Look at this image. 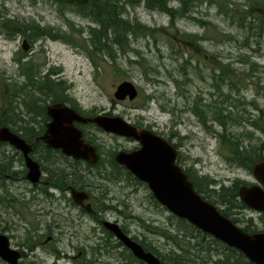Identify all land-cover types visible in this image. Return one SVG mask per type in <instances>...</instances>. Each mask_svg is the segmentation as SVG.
Wrapping results in <instances>:
<instances>
[{"label": "rangeland", "instance_id": "374dc122", "mask_svg": "<svg viewBox=\"0 0 264 264\" xmlns=\"http://www.w3.org/2000/svg\"><path fill=\"white\" fill-rule=\"evenodd\" d=\"M230 1L236 4L244 3L243 0ZM146 6L143 4L128 8L125 18L131 21L138 19L141 24L152 28L155 30L153 36L139 33L131 38L133 51H128L126 55L122 51H117L120 66L118 70L111 61H103L89 53L86 40L90 22L75 13L73 5L66 3L62 6L53 0H0L1 12L6 18L34 23L41 27H54L56 33L63 34L68 40H54L49 35L43 34L41 39L31 43L29 49L25 51L22 47L23 39L19 36L8 38L1 31L0 105L4 97L5 84L24 83V79L19 77V65L16 59L25 55L26 59L23 60L33 59L34 63L45 66L43 68L46 71L50 68L57 69L59 76L56 77L66 81L70 86V97L85 109L111 112L130 123L138 120L148 121L159 130L178 134L177 142L181 144L183 161H186L188 166L200 176L206 175L214 179L218 187L232 186L236 180L250 184L254 181L253 171L240 168L228 160L227 151L216 135L221 130L211 121L212 110L208 113L207 119L211 129H207L201 123V117L189 108L195 99L200 98L206 104L216 101L221 107L230 106L229 103L232 102L229 109L242 123H248L246 120L257 117L259 110H264V93L259 88V85L264 86V38L261 39L260 48L253 44L255 50L257 49L256 52L246 49L243 42L244 33L237 28V18L227 16L214 3L205 2L196 5L191 14L193 19H177L175 28L170 27L171 18L166 13ZM169 6L177 8L180 3L171 0ZM237 13L240 12L236 11ZM199 20L207 23H199ZM68 22L73 25L69 26ZM177 29L181 32L206 36V39L200 42L199 48L195 44L182 43L173 37L176 35L179 38ZM229 35L235 37V40H230ZM251 40L255 41V37ZM134 50L139 52L142 58H139ZM130 60L140 63H131ZM250 62L255 64L253 69ZM218 65H230L235 72L232 76V80L236 83L234 89L230 88L228 78H225V81L217 78L219 86H215L214 70H217ZM217 74H220L219 71ZM175 78L182 81L180 89L173 82ZM126 80L136 84L139 89L138 98L133 102L114 100L117 86ZM226 121L229 133L240 137L246 143L249 141L255 143L256 138L261 137L257 131L253 138L246 136L247 132H254L247 124L243 125L234 120L226 119ZM90 130L92 133H89V136L95 135L98 138L97 144L107 154L123 142L107 133L93 128ZM104 173L97 169L84 168L79 172L78 177L86 182L87 187L93 191L92 195L101 204L117 207L116 209L126 214H132L134 217L128 219L121 217V221H124L126 228L132 232L151 240L156 246L152 250H160L162 254L171 251L181 253L170 234L178 236L181 231L182 234L189 232L186 225L165 207L154 202L148 187L141 184H132V186L120 184V181L112 175L113 171L106 172L105 176L108 174V178L102 176ZM5 185V188H1L0 185V194L2 191L8 199L5 205L0 204V233L1 218H5L12 227H20L16 233L21 240L29 236L26 235L29 229L31 231L32 228L43 227L49 219L43 220L34 211L30 203V193L23 203L15 202L24 198L22 193L27 191L29 184L16 181L13 184L7 182ZM240 187H243L242 183ZM72 211L74 214L77 213L76 208ZM241 214L243 220L238 224L239 227H245L250 218L252 224L260 226L261 217L258 213L248 209L243 210ZM117 216L120 215L114 210L109 214L111 219L118 218ZM69 225L71 227L68 228L69 234L62 236L60 244L45 249L51 253V256L36 250V253L45 260L43 264H124L119 254L101 256L105 252L109 253L110 250L101 251L98 239L86 238L81 244L83 237L89 236L92 230L90 220L83 228L70 223ZM71 232L75 234L73 238H70ZM176 240L181 242L179 236ZM72 245L75 246L74 249ZM182 247L192 249L187 245ZM55 249L61 250V254L67 255L68 258L64 257L57 261ZM197 254V251L192 249L191 257L197 258ZM216 256L213 258L215 259ZM0 264L6 263L0 260ZM132 264L140 263L135 261Z\"/></svg>", "mask_w": 264, "mask_h": 264}, {"label": "trees", "instance_id": "16d2710c", "mask_svg": "<svg viewBox=\"0 0 264 264\" xmlns=\"http://www.w3.org/2000/svg\"><path fill=\"white\" fill-rule=\"evenodd\" d=\"M57 3L65 6L73 5L75 13L79 14L83 18L89 20L88 25V38L87 43L89 47V53L95 55L99 59L105 61H111L120 70L118 65L117 51H122L123 54H127L131 48V38L142 33L144 35L153 36L155 30L141 24L138 19L131 21L125 18V14L128 8H135L143 4L147 5L149 9H157L160 12L166 13L171 18L170 27H176L177 19H193L191 16L193 8L196 5L203 4L205 2L214 3L218 5L220 11L224 12L231 18H237V28L242 30L245 39L243 40L245 48L256 52L257 49L253 47V44L261 47V39L264 38V0H243V4H236L230 0H176L180 3L177 8L169 6L171 0H53ZM240 13L236 14V11ZM199 23H207L199 20ZM69 26L73 24L68 22ZM8 38H15L20 34L28 38L31 43H35L43 34L49 35L52 39H59L68 41L63 34L56 33L54 27H41L40 25H32L31 23L19 22L12 20L9 22L5 29ZM55 32V33H54ZM177 35H173L182 43H191L189 45H197L201 47L202 41H205L206 36L199 34H190L187 32H181L176 30ZM230 36V40L234 41L235 37ZM255 37V41L251 38ZM260 40H258V39ZM139 58H142L139 52L135 51ZM25 55L19 56L16 60L19 65V77L24 79V83L18 84L10 82L8 85H4V97L0 105V127H9L12 131L18 132V117L28 116L35 110L38 113L42 109H45L44 102H61L68 101L70 97V86L64 80L58 79L59 76L57 69L50 68L46 71L45 66L42 64L34 63V60H23ZM131 63H140V61H132ZM251 63L253 69L255 64ZM44 67V68H43ZM34 69V70H33ZM219 71V75L217 74ZM214 79L216 80L215 86H219L217 78L225 81V78L229 79L230 88L234 89L236 83L232 80V76L235 72L230 65H218L217 70H214ZM177 88L182 87V81L179 79H173ZM243 82V81H241ZM261 92L264 93V86L261 87ZM260 92V93H261ZM73 100V99H72ZM232 100V99H231ZM240 101V100H238ZM241 102V101H240ZM216 101L210 104L203 103V100L195 99L192 102V106L189 108L194 114L201 117V123L207 128L211 129L207 119L212 110V120L218 125L221 131L217 132L218 139L221 145L227 151L228 160L235 163L240 168H247L252 170L253 166L264 160V110H259V114L254 119L246 120L248 123H242L239 121L232 112L230 106L221 107ZM212 108L210 109V107ZM229 109V110H228ZM201 112V113H200ZM202 114V115H201ZM108 115H112L109 113ZM241 117V116H239ZM227 120H234L242 123L243 125H249L254 132H247L245 135L253 138L256 131L261 135L256 138L255 143L250 141L246 143L240 137L229 133V126ZM244 136V135H243ZM1 147V142H0ZM0 168H1V151H0ZM194 171V170H193ZM72 180V179H71ZM190 180L193 182L196 191L203 196L206 200L217 206L218 210L233 223L239 224L243 218V210L249 208L240 200L239 189L242 185H247L246 182L236 180L232 186L226 187L221 185L218 187L217 182L209 176H200L198 172L194 171L190 174ZM77 184L85 185L86 182L78 180ZM147 187V186H146ZM151 198L158 204L155 196L151 192ZM1 204V194H0ZM189 229L187 233L177 234L181 238V242H177L178 236L170 234L172 236L173 243L177 245L182 251L177 254L171 251V253L162 254L160 250H150L155 254L163 264H254L249 261L248 258L237 249L231 248L221 242L220 240L213 238L212 236L203 233L195 226L189 224L184 219H179ZM249 234L260 233L261 226L252 224V218L248 219V224L245 227H241ZM201 240V241H200ZM193 242H195L193 244ZM182 245H187L189 248L197 251V258L191 257L192 249L183 248ZM149 251V250H148ZM205 255V256H204ZM217 255V256H216ZM216 258L214 259L213 257ZM131 258L137 262L136 258L131 254ZM168 262V263H167Z\"/></svg>", "mask_w": 264, "mask_h": 264}, {"label": "flooded vegetation", "instance_id": "af4514ba", "mask_svg": "<svg viewBox=\"0 0 264 264\" xmlns=\"http://www.w3.org/2000/svg\"><path fill=\"white\" fill-rule=\"evenodd\" d=\"M9 22H12V20L6 18L0 8V35L2 31L5 33L6 37H8L7 35L9 34H6L7 31H5V29ZM31 24L34 25V23ZM1 26H3L2 29ZM19 37L20 39H23L22 47L24 46V41H27L26 46L29 49L31 41L21 34ZM42 102L46 104L45 109H42L40 113H38V110H35V112H32L28 116H19L18 125L16 126L18 132L13 131L19 135L27 145H29L28 154L8 143L1 142L0 185L1 188H5V184L7 182H11L13 184V182L16 181L19 183L25 182L29 184L30 187L27 191L22 193L24 198L17 199L15 202L20 201L23 203L27 194L30 193V203L34 208V211L40 215L43 220H49L46 221L43 227L38 229L32 228L31 231L29 229L26 234L29 236L19 240L16 232L20 227H12L5 218H1V235L7 237L9 246V248L4 249L1 245V262L10 264L3 258L2 254L4 253L7 255L8 253L11 255L9 250L11 249L16 251L19 255L18 264H43L45 260L36 253V250L42 251L44 254L51 256V253L49 251H45V249L51 245L55 244V246H58V244H60L62 236L69 234V223L73 226H82L83 228V226L88 225L90 220V222H92V230L89 236L83 237L81 244L86 241V238L91 240L98 239L100 241L99 246L101 251L110 250L109 253L105 252L101 256L104 257L107 254L114 256L119 254V257L123 259L124 264H132L134 259L131 258V254L133 255V253L126 247L123 241L118 239L114 232L110 231L106 227V223L109 222L117 224L123 235L141 245L147 252H150V250L156 248V246L151 240L143 238V236H139L132 232L129 228H126L124 221H121V217L125 219L132 218L134 217L132 214H126L121 210L116 209L117 207L110 205L105 206L103 203L101 204L97 198L92 195L93 191L87 187V184L80 185L77 184V181L80 179L78 177L80 175L79 172L84 168H89L104 171L105 173L102 174L103 177L108 170L113 171L112 175L114 178L116 177L117 181H120V184H125L127 186H132V184H141L148 187L147 183L138 179L130 170H128L124 165L118 163L116 160V157L120 152L133 153L138 151L141 148L140 142L131 137H123L107 133L114 138L123 140L122 144L114 149V151L110 152V154H107L103 148L97 144L98 138L95 135L89 136V133H92L90 130L91 128L100 132L104 131L93 123L83 124L78 121H74L75 127L82 132L84 141L96 147L98 162L96 164H91L90 162L82 159H75L67 155L62 149L49 147L43 139L48 132L49 125L53 122L52 117L49 115V107L62 103L65 107L75 111L81 117L89 119L101 114L108 115L111 112L103 113L99 112L97 109H85L74 99L65 102H51L49 100L47 102ZM131 124L139 129H148L153 131V133L157 136L165 139L170 145H172L178 152L176 164L180 166L185 173H187L190 179V174L194 171L190 166H188L186 161H183L182 159L181 144L177 142V138H179L178 134L166 133L163 130H159L158 127L148 121L144 122L138 120ZM27 155L32 163L36 165V172L31 171L29 168ZM249 173L251 172L249 171ZM252 176H254V174ZM105 178H108V174ZM253 178L254 181L250 184L248 183V185H259L264 189V186L259 183L255 177ZM72 189L86 192L89 195V199L85 200L82 204L77 203L72 197ZM5 197L6 195L1 191V205H5V203H7L8 199ZM73 208L77 209L76 214L73 213ZM113 210L115 213H119L120 216H117L118 218L111 219V217H109V214H112ZM255 213H258L261 217L260 233H262L264 232V211ZM70 234H72L70 238H73L75 235L73 232ZM67 240L70 241V239ZM1 244H3L2 238ZM72 247L73 249L75 248L73 245ZM54 252L57 261L64 259V257L68 258L67 255L63 256L61 254V250L59 249H55ZM136 260L140 264H146L137 258Z\"/></svg>", "mask_w": 264, "mask_h": 264}, {"label": "water", "instance_id": "95a60500", "mask_svg": "<svg viewBox=\"0 0 264 264\" xmlns=\"http://www.w3.org/2000/svg\"><path fill=\"white\" fill-rule=\"evenodd\" d=\"M27 41L23 48L27 50ZM117 101H135L139 89L132 81H123L117 86L114 94ZM49 115L53 122L43 137L49 147L62 149L67 155L96 164L98 154L96 147L85 142L82 132L74 125L93 123L106 133L123 137H131L140 142L141 148L133 153L120 152L116 160L130 170L138 179L147 183L156 200L174 216L184 219L203 233L220 240L227 246L242 252L254 264H264V232L249 234L225 217L217 207L200 195L188 175L178 166L177 150L165 139L148 129H139L120 116L98 115L91 119L81 117L75 111L58 103L49 107ZM0 142L23 150L26 154L29 145L8 127H0ZM28 166L36 172V165L27 155ZM257 180L264 186V161L253 167ZM73 199L82 204L89 199L84 191L72 189ZM240 200L250 209L264 211V189L260 186H243L239 189ZM106 227L123 241L133 255L146 264H162L160 259L143 249L141 245L123 235L115 223H106ZM1 238L3 244H1ZM1 245L9 248L8 239L0 233ZM11 255L2 254L10 264H18L19 255L9 249ZM7 252V251H6ZM13 254V255H12Z\"/></svg>", "mask_w": 264, "mask_h": 264}, {"label": "bare ground", "instance_id": "6f19581e", "mask_svg": "<svg viewBox=\"0 0 264 264\" xmlns=\"http://www.w3.org/2000/svg\"><path fill=\"white\" fill-rule=\"evenodd\" d=\"M86 119H88V118H86ZM89 123V122H88ZM84 124V123H83ZM87 124V123H86ZM12 131V130H11ZM254 174V173H253ZM254 177H255V175H254ZM255 179L257 180V178L255 177ZM211 203V202H210ZM217 207V206H216ZM218 209V208H217ZM220 212V211H219ZM206 234V233H205ZM138 259V258H137ZM168 263V262H167Z\"/></svg>", "mask_w": 264, "mask_h": 264}]
</instances>
